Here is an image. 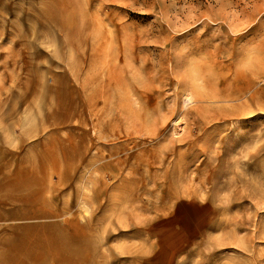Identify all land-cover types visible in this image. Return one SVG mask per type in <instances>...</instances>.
Instances as JSON below:
<instances>
[{
  "label": "rangeland",
  "instance_id": "rangeland-1",
  "mask_svg": "<svg viewBox=\"0 0 264 264\" xmlns=\"http://www.w3.org/2000/svg\"><path fill=\"white\" fill-rule=\"evenodd\" d=\"M47 1L0 0V184L32 171L64 215L6 221L1 240L28 225L52 240L39 226L68 219L62 234L89 227L94 247L68 244L63 264H264V0H55L57 30L40 17ZM68 126L79 137L49 151ZM4 250V263L41 252Z\"/></svg>",
  "mask_w": 264,
  "mask_h": 264
},
{
  "label": "bare ground",
  "instance_id": "bare-ground-1",
  "mask_svg": "<svg viewBox=\"0 0 264 264\" xmlns=\"http://www.w3.org/2000/svg\"><path fill=\"white\" fill-rule=\"evenodd\" d=\"M46 1V0H45ZM54 1L55 0H48V5H46L45 9L40 13V17L42 18V21H44V25L46 26H51L52 28L54 29H59V14L57 13L56 11V5L54 4ZM72 1V0H71ZM71 1H69L70 3H72ZM64 2V0H63ZM69 2H67L66 0V4L68 3L69 5ZM62 3V2H61ZM64 3V4H65ZM42 4V3H41ZM65 4V5H66ZM44 5V4H43ZM55 5V6H54ZM68 5L66 7H68ZM72 5V4H71ZM70 5V6H71ZM74 5V4H73ZM58 7V6H57ZM65 7V6H64ZM59 9V8H58ZM69 9H72L73 10V7L69 8ZM71 12V10H70ZM73 12V11H72ZM79 12V11H78ZM83 13V12H82ZM71 15V14H70ZM37 16V15H36ZM76 17V16H75ZM62 19V18H61ZM33 20V19H32ZM71 22V21H70ZM66 23V22H65ZM62 24V23H61ZM72 24V23H70ZM66 27V26H65ZM84 27V26H83ZM86 27V26H85ZM32 29V28H31ZM47 31V30H46ZM25 32V31H24ZM17 34V33H15ZM60 34V33H59ZM72 34V33H71ZM76 35V34H75ZM79 37V34H77ZM71 36V35H70ZM75 37V36H74ZM73 37V38H74ZM79 39V38H78ZM65 40V39H64ZM75 41H76V38H75ZM56 44V43H55ZM61 48L62 49H68L69 47L68 46H73L74 47V44H72V39L68 38L66 40V43H62L61 45ZM71 48V47H70ZM84 49V48H82ZM83 53V52H82ZM96 53V52H95ZM105 59V58H104ZM44 60V59H43ZM73 60V59H72ZM85 61V60H84ZM109 61V60H108ZM253 61V60H252ZM72 62V61H71ZM96 62V61H95ZM74 63V62H73ZM71 64V63H70ZM46 65V64H45ZM249 65V64H248ZM77 66V65H76ZM79 66V65H78ZM106 65H104L105 67ZM68 67L70 68V66L68 65ZM72 67V65H71ZM99 68V67H98ZM71 69V68H70ZM103 70V69H102ZM76 71V70H75ZM100 71V70H99ZM238 72V71H237ZM76 73V72H75ZM98 73V72H97ZM103 73V72H102ZM240 74V73H239ZM74 75V74H73ZM96 75V73H95ZM41 76V75H40ZM57 77V76H56ZM95 77V76H94ZM32 78V77H31ZM37 78V77H36ZM97 78V77H96ZM58 79V78H57ZM84 79V78H83ZM94 79V78H93ZM102 79V78H101ZM105 79V78H104ZM92 80V79H91ZM100 80V79H99ZM40 81V80H39ZM26 82V81H25ZM29 82V81H28ZM92 83V82H91ZM57 84V83H56ZM55 84V85H56ZM184 84V83H183ZM35 85V84H34ZM33 85V86H34ZM39 85V84H38ZM25 86V85H24ZM27 86V85H26ZM178 86V85H177ZM27 87H25L26 89ZM100 88V87H99ZM92 89V87H91ZM86 90L85 87H82V91ZM100 90V89H99ZM51 91V90H50ZM33 92V91H32ZM37 93V92H36ZM49 93V92H48ZM47 93V94H48ZM51 93V92H50ZM105 93V92H104ZM238 93V94H237ZM255 93V92H254ZM45 94V93H44ZM88 94V93H87ZM90 94V93H89ZM221 94H223V92H220V97L221 98ZM240 94V91H234V92H229V94L223 96L225 99L227 98H233L235 96H238ZM11 95V94H10ZM24 95V94H23ZM80 95V94H79ZM253 94L250 95V99L252 98ZM22 96V94H21ZM48 96V95H47ZM54 96V94H53ZM84 96V95H83ZM86 96V95H85ZM84 96V97H85ZM92 96V94H91ZM88 97V96H87ZM85 97V98H87ZM10 98V97H9ZM82 98V97H81ZM55 99V98H54ZM107 99V98H106ZM97 100V99H96ZM99 100V98H98ZM97 100V101H98ZM252 100V99H251ZM88 101V100H87ZM211 101V100H210ZM216 102V101H215ZM51 103V102H50ZM97 103V102H96ZM59 104V103H58ZM68 104V103H67ZM82 104V103H81ZM221 104V103H220ZM51 105V104H50ZM223 105V104H222ZM221 105V106H222ZM55 106V105H54ZM216 106V105H215ZM252 106V105H250ZM249 106V107H250ZM5 107V106H4ZM35 107V106H34ZM52 108V107H51ZM78 108L77 104L76 105H73V112L70 111L68 114H66L65 118L62 120L64 123H69L71 121V119L75 116V112L76 109ZM81 108V107H80ZM84 107L82 106V109ZM53 109V108H52ZM3 111V110H2ZM86 112V111H85ZM9 113V111H8ZM7 114V113H6ZM77 114V113H76ZM87 114L91 115L93 114L92 112L90 111H87ZM1 115V114H0ZM12 115V114H11ZM3 116V115H2ZM1 116V117H2ZM8 116V115H6ZM10 116V115H9ZM48 116V115H47ZM46 116V117H47ZM54 114H52L51 116L49 115L46 119H44L43 123L44 124H48V125H51V126H54L56 127L58 123L62 122V121H58V119H55L54 117ZM57 116V115H56ZM0 117V118H1ZM41 117V116H40ZM79 120V118H78ZM77 120V121H78ZM82 121H84V123L87 121L86 118H83L81 119ZM89 122V121H88ZM42 123V125H43ZM46 124V125H47ZM97 123H95L94 125H96ZM99 124V123H98ZM44 126V125H43ZM42 126V129L44 128ZM93 126V125H92ZM95 127V126H94ZM69 132H68V136L67 137V140H59L58 138H54L56 140H53L52 142H49V145H48V148L46 146V148L50 151L52 149L50 148H53L55 147V150H56V146L57 147H60V143L61 141H63V145H64V142H74L75 141V137L79 135H76V132L72 129L71 126H68L67 127ZM54 129V128H53ZM99 129V127H98ZM9 130V129H8ZM38 130V129H37ZM36 130V131H37ZM84 132V131H83ZM82 132V133H83ZM53 133V132H51ZM28 134V133H27ZM35 134V133H34ZM80 134V133H79ZM51 135V134H50ZM56 135V134H55ZM81 135V134H80ZM100 136V135H99ZM53 137V136H52ZM77 137V138H78ZM95 137V136H94ZM101 138V137H100ZM50 139V138H49ZM81 139H82V136H81ZM81 139L79 138L78 140V144H76V147L77 149L74 150V153L76 152L75 155H78L80 154L79 153V149L80 151L83 150L85 151L86 153V149L87 147L84 146V143H83V146H81L80 148L78 147L79 146V142H82ZM91 139V138H90ZM50 141V140H49ZM57 142V144H56ZM47 143V142H46ZM87 143V142H86ZM96 143L99 145V148H103L104 146H106L105 144L103 143H100L99 142V137L96 139ZM61 144V145H62ZM82 144V143H80ZM38 145V143H33V146L36 147ZM41 145V144H40ZM45 145V144H44ZM65 146V145H64ZM63 146V147H64ZM68 146V145H66ZM32 147V146H31ZM42 147H45V146H42ZM41 147V148H42ZM44 148V150L46 149ZM65 148H68V147H65ZM63 148V149H65ZM69 148H70V144H69ZM79 148V149H78ZM34 150V149H33ZM47 150V151H48ZM54 150V149H53ZM66 150V149H65ZM156 150V149H155ZM46 151V152H47ZM67 151V150H66ZM44 152V151H43ZM46 152L41 153L42 154H45ZM52 152V151H51ZM107 155H111L114 150H111L109 147L107 148ZM48 153V152H47ZM67 154V153H66ZM82 154V153H81ZM161 154V152H160ZM138 155V154H137ZM143 155V154H142ZM40 156V153L39 155ZM37 156V158H38ZM139 156V155H138ZM41 157V156H40ZM58 157V156H57ZM79 157V156H78ZM78 157L76 156L77 158V162L79 161ZM144 157V156H143ZM162 157V156H161ZM165 157V156H164ZM70 158L72 159V157L70 156ZM68 157H66L67 161L70 162L68 159H70ZM75 159V157H73ZM83 159V157H81ZM103 157L100 155H96L95 157H92V160H91V163L93 162H97V161H100ZM39 159V158H38ZM37 159V160H38ZM43 162H42V160ZM48 154L43 157L40 158L41 160V164L43 165L44 162H48ZM76 160V159H75ZM161 160V158H160ZM65 161V160H64ZM32 159L30 158V156L28 157H24L21 159L20 163L22 164H30L32 163ZM46 162V163H47ZM54 162V161H53ZM50 163V162H49ZM57 163V162H56ZM102 163V162H101ZM99 163V164H101ZM138 163V162H137ZM72 165V163H71ZM70 165V168L72 167ZM28 166V165H27ZM31 166V165H30ZM58 166V165H57ZM56 166V167H57ZM101 166V165H100ZM100 166H97V170H102V167ZM153 166V165H152ZM75 167V166H74ZM23 168V167H22ZM43 167L41 166L40 169H42ZM140 168V167H139ZM31 169V168H30ZM29 169V170H30ZM47 170V168H46ZM26 177H23L24 181H21L20 180H15L14 182H10L8 180V178H4L2 179L3 182L2 184H0V230H2V228H4L5 226L1 225L2 223L6 222V221H11V220H21V219H48V218H58V217H62L64 215V211H60V210H56L52 207V203L55 201V197L53 195H51L50 197H48V199L44 198L43 195H44V192L49 190L51 191L53 188H55V185H51L49 182H47V180L45 179H42L41 182H37L36 181V175L35 173L33 174L32 171H29L26 173ZM15 179V178H14ZM100 180V179H99ZM32 181V182H31ZM142 181V179H140V182ZM136 184V183H134ZM249 184V183H248ZM62 185H63V181L59 179V181L56 183V187L57 188H60L62 189ZM234 185V184H233ZM64 186V185H63ZM126 186V185H125ZM137 186V185H136ZM140 188V187H139ZM174 189V188H172ZM236 189V188H235ZM150 190V189H149ZM155 190V189H154ZM120 193H121V189L119 190ZM118 191V192H119ZM130 192V191H129ZM190 192V191H189ZM196 193V192H195ZM150 195H151V199H157L156 197L157 196V193H154L153 190L152 192H150ZM176 195V192H168V198H172ZM183 196V195H181ZM132 198L133 199H136V200H142L141 198H139L138 196H135V195H132ZM159 199V197H158ZM207 199V198H206ZM54 205V204H53ZM8 206V208H6ZM55 206V205H54ZM132 211L133 210H140V211H144V212H147V211H153L154 209H157L155 206H152L151 208H148L147 206H141V207H135L134 205L132 206ZM127 210V209H126ZM131 217V216H130ZM72 221V219H71ZM76 222V220H74ZM77 223V222H76ZM75 223V225H76ZM71 225V222L70 220L68 219H64L63 222L61 223H58V224H44V225H41L39 227H42V226H53L51 227L53 229V233H55L54 237L52 240H49L47 239L46 235H47V232L48 229H39V232H38V227L37 225H28L27 227L29 228V230L27 232H24L22 234V229H21V234L20 235H17V234H14L13 236H9V237H6L4 238L3 240L2 237L0 238V245L3 244L4 246L7 245V244H24V243H27L28 245H32L34 247H37V248H40L41 249V252H39V254L35 253V255H32V254H24V253H19L18 255L16 256H12L14 258H11L12 261H9V262H0V264H53L52 261L53 260H57L58 262L56 264H63L64 263V260H65V255H63V252L64 249L67 251V255L68 257H70L71 255V251L69 249H67L68 247V244L69 246L71 247L72 245L73 246H77L79 248V251L80 253H82V257H83V253L84 252H87V251H90L92 250V248L94 247V243H92V239H91V236L90 234H88V232L86 231V229L88 228H82L81 232L78 231V233H76L74 236L75 239H73L72 237H65L64 234H62V227H66V226H69ZM87 225V224H86ZM72 226V225H71ZM79 226V223L78 225ZM84 226V225H82ZM80 226V227H82ZM75 226L73 225L72 228H74ZM85 227V226H84ZM19 228V227H18ZM25 228V227H24ZM61 228V229H60ZM79 228V227H78ZM77 228V229H78ZM70 229V227H69ZM81 229V228H80ZM56 230V231H55ZM74 232V230H73ZM80 232V234H79ZM106 233V232H105ZM29 234L32 235V238L29 240V242H24V241H28L26 239L29 238ZM72 234V233H71ZM28 235V236H26ZM26 236V237H24ZM104 237V236H103ZM91 239V240H90ZM9 246V245H8ZM3 247V246H2ZM23 247V246H22ZM137 247V246H136ZM21 249V248H20ZM90 249V250H89ZM6 250V249H5ZM5 250L1 252V255L0 257L1 258H6L7 256H5ZM33 250V249H31ZM151 251V249H150ZM32 253V252H31ZM145 253V252H144ZM143 253V254H144ZM14 254H16L14 252ZM104 254V253H103ZM146 254V253H145ZM89 256V254H88ZM94 257H95V254H94ZM16 258V259H15ZM96 258V257H95ZM31 259V260H30ZM33 259V260H32ZM103 260V259H102ZM89 261H90V264H92L91 261L94 262L93 260V256H91V260L89 258ZM131 261V260H130ZM63 262V263H62ZM87 262V261H86ZM105 262V261H104ZM102 263V262H100ZM139 263V262H138Z\"/></svg>",
  "mask_w": 264,
  "mask_h": 264
}]
</instances>
